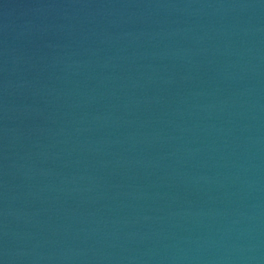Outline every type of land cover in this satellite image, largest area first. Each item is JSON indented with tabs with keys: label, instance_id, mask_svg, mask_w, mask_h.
I'll return each instance as SVG.
<instances>
[{
	"label": "water",
	"instance_id": "water-1",
	"mask_svg": "<svg viewBox=\"0 0 264 264\" xmlns=\"http://www.w3.org/2000/svg\"><path fill=\"white\" fill-rule=\"evenodd\" d=\"M0 264H264V0H0Z\"/></svg>",
	"mask_w": 264,
	"mask_h": 264
}]
</instances>
